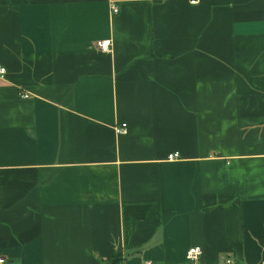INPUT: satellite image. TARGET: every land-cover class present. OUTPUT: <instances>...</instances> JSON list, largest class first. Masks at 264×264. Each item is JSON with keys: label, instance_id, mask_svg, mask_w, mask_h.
Segmentation results:
<instances>
[{"label": "crops", "instance_id": "crops-1", "mask_svg": "<svg viewBox=\"0 0 264 264\" xmlns=\"http://www.w3.org/2000/svg\"><path fill=\"white\" fill-rule=\"evenodd\" d=\"M0 64L5 264H263L264 0H0Z\"/></svg>", "mask_w": 264, "mask_h": 264}, {"label": "built area", "instance_id": "built-area-1", "mask_svg": "<svg viewBox=\"0 0 264 264\" xmlns=\"http://www.w3.org/2000/svg\"><path fill=\"white\" fill-rule=\"evenodd\" d=\"M195 2L196 1L192 2V4H195ZM112 11L113 13L118 12V8L116 5H112ZM96 47L101 52L109 54L112 52L113 42L111 40H100L97 41ZM5 73V68L0 64V76L4 77L6 75ZM116 133L118 135H126L128 133V126H126L125 124L120 125V127L116 129ZM178 156V154H172L168 159L169 161H173L178 158ZM202 253L203 252L201 251L200 247H191L187 252V261L192 264H197L200 257L202 256ZM5 262L6 259L0 257V264H5ZM262 263L264 264V261ZM224 264H233V261L231 259H227L225 260Z\"/></svg>", "mask_w": 264, "mask_h": 264}, {"label": "trees", "instance_id": "trees-1", "mask_svg": "<svg viewBox=\"0 0 264 264\" xmlns=\"http://www.w3.org/2000/svg\"><path fill=\"white\" fill-rule=\"evenodd\" d=\"M121 261H122V256L119 255V256L115 257L113 260H111L109 264H120Z\"/></svg>", "mask_w": 264, "mask_h": 264}]
</instances>
